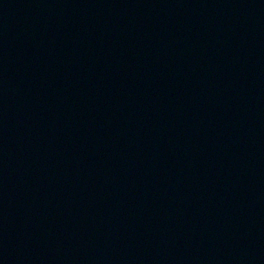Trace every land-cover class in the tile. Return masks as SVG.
<instances>
[{
    "label": "water",
    "instance_id": "water-1",
    "mask_svg": "<svg viewBox=\"0 0 264 264\" xmlns=\"http://www.w3.org/2000/svg\"><path fill=\"white\" fill-rule=\"evenodd\" d=\"M0 264H264V0H0Z\"/></svg>",
    "mask_w": 264,
    "mask_h": 264
}]
</instances>
